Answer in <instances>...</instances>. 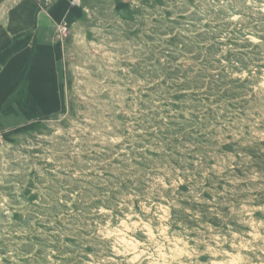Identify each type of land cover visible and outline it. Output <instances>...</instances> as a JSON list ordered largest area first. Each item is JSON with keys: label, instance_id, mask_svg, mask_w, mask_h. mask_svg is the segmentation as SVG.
Wrapping results in <instances>:
<instances>
[{"label": "rangeland", "instance_id": "obj_1", "mask_svg": "<svg viewBox=\"0 0 264 264\" xmlns=\"http://www.w3.org/2000/svg\"><path fill=\"white\" fill-rule=\"evenodd\" d=\"M82 1L0 133V264H264V0Z\"/></svg>", "mask_w": 264, "mask_h": 264}, {"label": "crops", "instance_id": "obj_2", "mask_svg": "<svg viewBox=\"0 0 264 264\" xmlns=\"http://www.w3.org/2000/svg\"><path fill=\"white\" fill-rule=\"evenodd\" d=\"M79 8L70 7L69 0L48 6L43 0L0 1V133L17 129L27 117L24 96L37 90L40 62L48 51H39L40 37L53 35L54 25ZM47 69L42 66L44 78Z\"/></svg>", "mask_w": 264, "mask_h": 264}, {"label": "built area", "instance_id": "obj_3", "mask_svg": "<svg viewBox=\"0 0 264 264\" xmlns=\"http://www.w3.org/2000/svg\"><path fill=\"white\" fill-rule=\"evenodd\" d=\"M54 0H43L44 4L47 6L50 5ZM70 7H81L82 1L81 0H69ZM69 29V25L67 22H62L60 26V33L65 35Z\"/></svg>", "mask_w": 264, "mask_h": 264}, {"label": "trees", "instance_id": "obj_4", "mask_svg": "<svg viewBox=\"0 0 264 264\" xmlns=\"http://www.w3.org/2000/svg\"><path fill=\"white\" fill-rule=\"evenodd\" d=\"M1 1V0H0Z\"/></svg>", "mask_w": 264, "mask_h": 264}]
</instances>
